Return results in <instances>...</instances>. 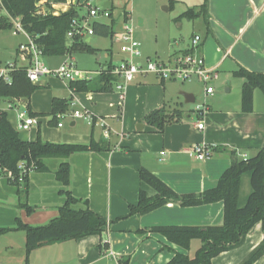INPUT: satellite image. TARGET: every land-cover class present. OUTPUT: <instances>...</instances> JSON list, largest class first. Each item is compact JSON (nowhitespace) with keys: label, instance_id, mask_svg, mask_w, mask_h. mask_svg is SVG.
Returning <instances> with one entry per match:
<instances>
[{"label":"crops","instance_id":"1","mask_svg":"<svg viewBox=\"0 0 264 264\" xmlns=\"http://www.w3.org/2000/svg\"><path fill=\"white\" fill-rule=\"evenodd\" d=\"M45 1L43 5L46 8ZM106 1L112 2L108 8L112 11V24L116 25L112 40L119 44L122 54L117 57L119 61L114 59V49L107 48L105 60H98L97 67H79L73 54L44 57L46 64L56 68L71 59L79 68L88 70L106 68L111 63L118 65L126 57L118 37L128 20L133 26L135 38L141 43L142 60L147 57L169 60L186 52L191 46L190 38L200 35L199 52L204 56L206 66L214 68L218 75L221 72L229 77L240 67L264 72V0H208L205 16L188 19L194 32L187 39L184 35L179 38L174 37V33L172 35L173 21L180 17L175 14L182 12V16L188 9L198 8L204 0H174L173 3L171 0H154L155 19L150 21L154 27H146L145 36L148 31L154 32L155 42L153 46L145 47L143 18L139 14L133 17L132 11H124L117 23L113 0H100L101 4ZM87 2L89 0L52 3L51 10L59 14L75 7L84 15ZM161 5L162 10L170 13L164 16L162 23L158 21ZM183 24L181 21L178 26ZM160 35L163 40L171 42L172 49L169 45L159 47ZM13 36L15 39L10 40L9 37ZM86 38L91 46L101 50V46L93 44L92 36ZM26 41L24 37L15 35L12 29L0 30V55L8 59L5 64L20 61L19 45ZM57 57H62V60L56 61ZM167 81L154 74L138 75L123 92L117 91L114 86L113 93L79 92L71 90L66 80L45 76L36 83L40 88L30 97L0 101V108L6 111L9 121L23 140L73 144H89L94 140L105 148L75 152L67 159L46 158L47 170L30 173L28 193L23 195L22 200L35 207L31 213L20 206L18 187L11 184L7 177L0 176V226L12 227L18 217L32 226L47 224L59 215L60 207L67 200L63 190H70L73 196L88 202L87 205L80 202L75 205L76 208L87 206L109 222L101 234L44 244L28 256L25 231H9L0 235V264H121L123 258H129V264H167L175 251L193 255L201 246V240L192 239L189 248L185 249L169 241L162 233L140 230L158 225L223 224L222 201L198 206H182L178 201H169L149 213L129 215L130 205L137 204L141 190L149 196L155 194V190L141 180V168L155 173L180 194L200 193L218 184L221 175L232 163L230 150H235L238 157L244 158L256 155L264 147V102L258 100V105L255 103L256 91L252 111L241 110L240 85L238 106L236 102L234 107L229 104L220 112V120L210 119L207 123L204 120V128L198 129L199 112L197 118L188 114L184 108V96L181 94L183 101L171 88L169 90ZM186 92L192 93L190 90ZM55 97L69 100L66 113L70 114L75 109L87 110L94 116V121L71 116L68 126L64 123L59 126L60 119L58 123L51 122ZM164 107L182 109L185 118L159 132L146 122L145 117L151 111ZM29 109L38 114L33 116L38 123L30 129H20V115H30ZM206 109H210V105ZM206 109L204 115L209 111ZM210 115L212 118L214 112ZM103 121L106 125L102 124ZM140 123L143 124L142 129L137 128ZM196 144L225 150L214 151L209 158L200 160L190 151ZM65 160L71 165L68 186L56 176ZM245 176L241 181V200L251 191V186L242 191L244 180L247 179L248 183ZM263 239L264 230L261 223H257L242 245L219 254L212 264H240ZM197 240L200 242L197 243ZM254 264H264V256Z\"/></svg>","mask_w":264,"mask_h":264},{"label":"trees","instance_id":"2","mask_svg":"<svg viewBox=\"0 0 264 264\" xmlns=\"http://www.w3.org/2000/svg\"><path fill=\"white\" fill-rule=\"evenodd\" d=\"M43 0H0L4 12L0 14V30L13 28L12 18H20L23 29L34 39L42 50L44 57L63 56L73 53H96L98 49L91 46L87 38L75 36L71 42L67 33L72 28L75 18L83 15L79 9L72 7L66 12L54 14L52 3H62L67 0H46L50 9L47 14L37 13V4ZM173 3L174 0H171ZM208 0L196 9L190 8L182 16L193 19L206 15ZM127 14V12H126ZM112 22H114L112 20ZM95 33L114 36L113 24L94 23ZM111 63L107 70L90 80L69 81V88L79 92L112 91L116 76L110 73L114 69ZM10 81L0 77V101L6 98L30 97L39 85L32 83L24 67L9 72ZM233 75L243 79L241 87V110L250 112L254 108V92L260 89L264 95V72L251 71L244 67L233 72ZM208 108V107H207ZM69 110V100L55 97L52 101L51 122L58 123L59 113ZM29 114H38L29 109ZM185 118L182 109L169 110L161 108L151 111L145 120L157 131L163 132L172 123H179ZM105 149L98 142L89 144L52 143L38 139L34 142L23 140L17 129L11 124L6 111L0 108V176L18 187L19 204L28 213L35 207L24 202L23 195L28 193L29 175L32 171L47 170L44 160L50 157L67 159L71 154L80 151H99ZM225 148L213 147V151ZM231 165L223 172L215 187L200 193L180 194L171 188L155 173L141 168V180L150 185L155 194L149 196L144 190L139 193L137 204L130 205L129 215L146 214L158 209L169 201H178L182 206H198L218 201L224 203V221L222 225L180 226L158 225L151 231L162 233L167 239L185 249L189 248L192 239H200L202 244L193 255L175 251L167 264H212L219 254L234 249L244 242L249 231L261 223L264 230V147L252 157H238L235 150ZM20 164L23 165L20 168ZM71 165L65 160L56 172L57 179L65 186L70 184ZM244 175L250 177L251 191L244 200L240 198L241 181ZM67 200L59 209V215L47 224L32 226L24 223L19 217L12 227L0 226V235L12 230H24L26 233V255L34 249L56 241L78 239L87 235L101 234L109 224L107 218L94 212L89 207L76 208L80 202L70 190H63ZM264 256V239L254 248L240 264H254ZM121 264H129V258L120 260Z\"/></svg>","mask_w":264,"mask_h":264},{"label":"built area","instance_id":"3","mask_svg":"<svg viewBox=\"0 0 264 264\" xmlns=\"http://www.w3.org/2000/svg\"><path fill=\"white\" fill-rule=\"evenodd\" d=\"M44 0L37 4L38 14H47L48 11L44 7ZM87 12L81 18H75L72 22V28L67 33L69 43L75 36L86 38L95 34L92 26V19L100 15L111 17V8H104L102 4L93 5L87 2ZM13 32L23 31L27 35V41L19 45L20 61L11 62L0 68V77L10 81V74L16 68L24 67L27 76L32 83H37L42 77L55 76L66 81L90 80L107 70V67H101L97 70H88L79 68L74 60L67 59L56 68L50 67L44 61V56L39 45L34 39L23 29L20 18H12ZM122 42V51L126 57L110 71L116 76L114 87L117 91L123 92L126 87L135 80L138 75L154 74L160 79H181L186 80L197 77L208 84L212 79L217 78L218 73L214 68L206 66L204 56L199 52L201 36L195 35L191 40L190 48L169 60H161L158 58L147 57L142 60L143 53L141 43L135 38L133 26L127 20L124 24L123 31L118 37ZM207 94H212L214 89L211 85L205 88ZM206 109V108H205ZM200 120L197 122V128L203 129L205 124L202 116L204 110L199 109ZM64 115L73 116L75 118H85L94 121V116L87 110L75 109L72 113H59L58 117L63 118ZM19 128L23 130L30 129L31 126L38 123L37 118L22 113ZM59 122V126H62ZM106 125V122H102ZM106 134L108 132L106 131ZM191 153L200 160H205L213 154V147L208 144H196L191 148ZM23 165L20 164V168ZM2 168L0 167V173Z\"/></svg>","mask_w":264,"mask_h":264},{"label":"rangeland","instance_id":"4","mask_svg":"<svg viewBox=\"0 0 264 264\" xmlns=\"http://www.w3.org/2000/svg\"><path fill=\"white\" fill-rule=\"evenodd\" d=\"M85 1V0H84ZM93 5H99L101 2L100 0H89ZM114 7H113V14L114 17L116 18L115 20L117 23L120 22L122 14L124 11L131 12L133 17L136 15H140L144 22H143V33H144V47L145 46H153L155 39L153 38L154 32L148 31L146 36V27L152 28L154 27V24H152L151 19H155V16L153 12L155 11V2L154 0H113ZM167 6V5H165ZM152 7H154L152 9ZM189 8V7H188ZM187 8V9H188ZM87 6L83 9L84 12H87ZM196 9V8H193ZM46 10L49 12L50 9L46 7ZM161 10V11H160ZM160 10H158L159 14V22L162 23L164 20V16L167 14H170L168 11L162 10V5L160 6ZM4 12V9H2L0 5V14ZM182 12L175 14V16H180L177 20L174 19L173 21V28H172V35L174 33V37H181L182 35L185 36V38H189L193 32V26L191 25L192 23H189V18L181 16ZM184 22L183 26H178L180 22ZM103 23V24H112V19L109 17H104L103 15H100L96 18L92 19V26L94 23ZM114 29L116 28V25L113 26ZM13 31V30H12ZM162 30H160L161 33ZM18 37L25 38L27 40V35L25 32L20 31L14 33ZM12 36V35H11ZM10 40H14L15 37H9ZM113 38L111 36H105L99 33H95L92 35V42L95 45L101 46V50L97 54H92V53H73L74 58L77 61V64L79 67H86V68H91V67H97L98 60L101 61L102 59L105 60V54H106V49L107 48H112L114 49V52L116 54L115 56V61H119L120 58H117L118 56H122L121 52L119 51V44L114 42L112 40ZM192 40V38H190ZM17 40V39H16ZM168 46L169 48L172 49L171 42H168L167 40H163L162 36L160 35L159 38V47H164ZM100 57V59L98 58ZM62 60V57H57V60ZM6 57L0 55V66H5V61H7ZM102 60V61H104ZM243 79L236 77L234 75H229L227 77L224 73H221L217 76V78L212 79L208 84L203 82L201 79L197 77H192L190 79L186 80H181V79H169L167 81L168 84V89H172L177 95L180 97V99H183V96L181 95V92L183 91H188L190 90L196 97L195 102L193 103H186L184 101V108L187 109V113L191 114L193 118H197V112L199 109L205 110L210 105V109H206L208 112L206 115H204L202 118L205 120L207 123L210 121V119L214 120H220V112L225 110L226 107L229 104H232L233 107L235 104L238 106L239 104V93L238 89L241 85L242 87ZM207 85H211L214 89V92L212 94H207L205 91V88ZM256 101L255 103H258V100L261 102H264V96L263 92L260 89H256ZM108 93H113L114 91H106ZM20 99V98H19ZM236 102V103H235ZM235 103V104H234ZM258 105V104H257ZM214 112V116L211 118L210 113ZM217 112V113H215ZM71 116L69 115H64L63 118H60V121L65 124V126H68L70 123V118ZM85 119V118H84ZM248 177V183L247 179L244 180L243 182V192L244 190L246 191L247 186L250 188V179L249 176L246 175L245 178ZM251 189V188H250ZM246 198V197H245ZM200 241L197 240V243Z\"/></svg>","mask_w":264,"mask_h":264},{"label":"water","instance_id":"5","mask_svg":"<svg viewBox=\"0 0 264 264\" xmlns=\"http://www.w3.org/2000/svg\"><path fill=\"white\" fill-rule=\"evenodd\" d=\"M111 5H112V2L111 1H106V2H103L102 3V6L104 8L111 7ZM181 94L184 96L186 103H193V102H195V96H194V94L189 93V92H186V91L181 92ZM137 128L138 129H142L143 128V124L140 123L137 126Z\"/></svg>","mask_w":264,"mask_h":264}]
</instances>
